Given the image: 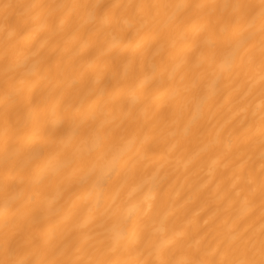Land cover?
<instances>
[{"label": "bare ground", "instance_id": "obj_1", "mask_svg": "<svg viewBox=\"0 0 264 264\" xmlns=\"http://www.w3.org/2000/svg\"><path fill=\"white\" fill-rule=\"evenodd\" d=\"M261 260L262 0H0V264Z\"/></svg>", "mask_w": 264, "mask_h": 264}, {"label": "snow or ice", "instance_id": "obj_2", "mask_svg": "<svg viewBox=\"0 0 264 264\" xmlns=\"http://www.w3.org/2000/svg\"><path fill=\"white\" fill-rule=\"evenodd\" d=\"M262 6H264V0H262ZM260 264H264V260H261Z\"/></svg>", "mask_w": 264, "mask_h": 264}]
</instances>
